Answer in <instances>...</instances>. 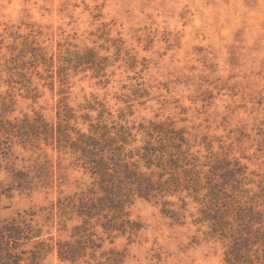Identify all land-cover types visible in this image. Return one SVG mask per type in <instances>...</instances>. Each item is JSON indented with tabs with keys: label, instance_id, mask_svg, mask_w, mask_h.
I'll return each mask as SVG.
<instances>
[{
	"label": "rangeland",
	"instance_id": "rangeland-1",
	"mask_svg": "<svg viewBox=\"0 0 264 264\" xmlns=\"http://www.w3.org/2000/svg\"><path fill=\"white\" fill-rule=\"evenodd\" d=\"M19 53L32 67L10 74ZM67 53L61 84L58 59ZM33 54L43 59L32 63ZM59 99L75 116L92 118L97 110L81 108L87 102H104L112 119L131 104L128 122L171 119L248 175L264 174V0H0V102L10 103L3 118L40 115L50 125ZM70 124L87 128L80 118ZM13 134L0 149V220L31 209L43 238L66 237L71 223L59 230L42 208L86 177L43 134L32 144ZM46 163L52 176L43 184L36 169ZM16 172L26 175L23 185ZM194 206L179 223L137 199L129 207L142 225L137 236H104L96 257L113 248L121 264H226L223 242L193 224ZM42 264L73 263L52 253Z\"/></svg>",
	"mask_w": 264,
	"mask_h": 264
},
{
	"label": "trees",
	"instance_id": "trees-1",
	"mask_svg": "<svg viewBox=\"0 0 264 264\" xmlns=\"http://www.w3.org/2000/svg\"><path fill=\"white\" fill-rule=\"evenodd\" d=\"M21 56L9 60L10 74L27 63L32 67ZM68 56L58 59L61 84ZM38 58L43 59L33 54L32 63ZM9 106L0 102V149L14 130L24 144L34 143L41 133L47 144L70 156L72 167L86 180L42 208L45 220L55 221L59 230H68L71 223L64 238H43L31 209L0 220V264H42L52 253L59 261L73 264L86 257L92 261L87 264H121L123 254L118 250L101 251L99 257L96 252L104 236H126L130 241L137 236L142 225L129 213L137 199L154 202L162 215L179 223L188 204H195L196 216L189 214L193 224L206 226L207 236L223 242L226 264H264V174L248 175L237 160L212 152L205 136L197 141L198 134L168 118L128 122L131 104L112 119L104 102H87L81 108L97 110L92 118L88 113L75 116L59 99L57 120L50 125L40 115L11 123L3 118ZM78 118L86 129L70 124ZM202 143L205 154L200 151ZM36 171L43 184L51 181L47 163ZM15 174L23 185L26 175Z\"/></svg>",
	"mask_w": 264,
	"mask_h": 264
}]
</instances>
